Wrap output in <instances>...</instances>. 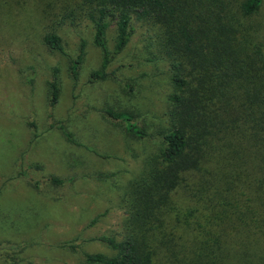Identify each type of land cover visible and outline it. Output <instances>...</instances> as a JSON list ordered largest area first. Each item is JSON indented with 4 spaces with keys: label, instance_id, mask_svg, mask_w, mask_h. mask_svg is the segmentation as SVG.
Returning a JSON list of instances; mask_svg holds the SVG:
<instances>
[{
    "label": "rangeland",
    "instance_id": "1",
    "mask_svg": "<svg viewBox=\"0 0 264 264\" xmlns=\"http://www.w3.org/2000/svg\"><path fill=\"white\" fill-rule=\"evenodd\" d=\"M235 23L248 47L264 45V0L256 14ZM133 28L107 68L111 75L89 83L102 53L82 0H0V264H89L85 254L115 255L98 238H121L134 182L160 167L175 93L157 27ZM49 34L60 38L64 54L47 47ZM115 38L110 22V52ZM82 40L74 83L70 58ZM54 70L59 96L50 107ZM106 108L131 113L148 136H129L101 112ZM172 261L170 252L152 258V264Z\"/></svg>",
    "mask_w": 264,
    "mask_h": 264
},
{
    "label": "trees",
    "instance_id": "2",
    "mask_svg": "<svg viewBox=\"0 0 264 264\" xmlns=\"http://www.w3.org/2000/svg\"><path fill=\"white\" fill-rule=\"evenodd\" d=\"M262 2L82 0L94 26L93 44L102 53L89 83L111 75L109 64L129 43L133 24L141 22L157 27L155 41L175 89L160 167L134 182L121 238H98L115 255L85 254L87 263L152 264L155 255L170 252V264H264V45L248 47L235 26L238 16L256 14ZM110 22L116 32L111 52ZM44 42L64 54L55 34ZM85 45L82 40L70 58L74 83ZM56 74L49 83L50 107L59 96ZM101 112L129 136H148L131 113ZM55 124L68 137L62 123Z\"/></svg>",
    "mask_w": 264,
    "mask_h": 264
}]
</instances>
